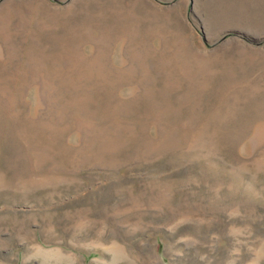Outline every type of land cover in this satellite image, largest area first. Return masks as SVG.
Instances as JSON below:
<instances>
[{"label":"rangeland","instance_id":"obj_1","mask_svg":"<svg viewBox=\"0 0 264 264\" xmlns=\"http://www.w3.org/2000/svg\"><path fill=\"white\" fill-rule=\"evenodd\" d=\"M253 259L264 0H0V264Z\"/></svg>","mask_w":264,"mask_h":264},{"label":"clouds","instance_id":"obj_2","mask_svg":"<svg viewBox=\"0 0 264 264\" xmlns=\"http://www.w3.org/2000/svg\"><path fill=\"white\" fill-rule=\"evenodd\" d=\"M238 251V250H237ZM249 264H259V260L258 259H253L249 262Z\"/></svg>","mask_w":264,"mask_h":264}]
</instances>
